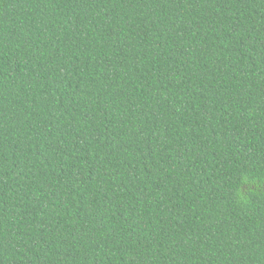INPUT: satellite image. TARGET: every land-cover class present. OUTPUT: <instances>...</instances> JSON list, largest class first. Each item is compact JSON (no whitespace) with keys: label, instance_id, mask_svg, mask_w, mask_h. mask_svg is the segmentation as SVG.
I'll return each mask as SVG.
<instances>
[{"label":"trees","instance_id":"1","mask_svg":"<svg viewBox=\"0 0 264 264\" xmlns=\"http://www.w3.org/2000/svg\"><path fill=\"white\" fill-rule=\"evenodd\" d=\"M0 264H264V0H0Z\"/></svg>","mask_w":264,"mask_h":264}]
</instances>
